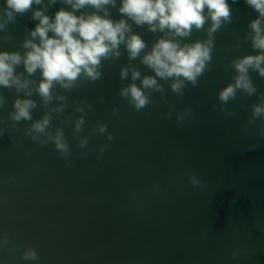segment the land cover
I'll list each match as a JSON object with an SVG mask.
<instances>
[{"label": "water", "instance_id": "1", "mask_svg": "<svg viewBox=\"0 0 264 264\" xmlns=\"http://www.w3.org/2000/svg\"><path fill=\"white\" fill-rule=\"evenodd\" d=\"M228 2L233 22L215 33L213 68L198 86L189 84L184 95L159 81L166 100L153 92L152 102L136 111L118 94L130 82L119 78L128 63L126 52L104 62L100 80L62 92L69 107L51 123L53 129H64L74 167L65 165L51 142L39 146L25 136L31 121L11 127L8 113L16 93L0 88L6 101L0 107L5 133L0 136V239L7 235L12 249L0 248V264H264V139L258 135L264 121L248 124L256 96L238 91L228 105L235 110L231 117L220 111L218 100L219 90L235 74L229 63L256 54L244 37L258 13L245 0ZM61 7L70 10L58 2L46 14L54 17ZM118 7L119 0L110 10L113 19L121 18ZM30 17L31 12L18 17L7 33H0V51L23 52L25 33L38 23ZM133 30L149 48L160 35L135 25ZM6 34L11 41L3 40ZM205 37L194 30L190 40ZM133 63L142 74H152L139 61ZM250 75L258 92H264V78ZM32 98L38 103L33 119H39L47 109ZM81 100L94 106L79 133L90 137L85 149L77 147L72 121L63 122L70 113L73 120L80 115L73 106ZM113 107L118 115H112ZM172 108H191L192 115L183 122L175 114L166 119ZM100 123L107 125L112 141L93 131ZM101 145H107L103 153ZM249 146L255 148L247 151ZM191 172L203 187L189 183ZM29 246L39 260L21 259Z\"/></svg>", "mask_w": 264, "mask_h": 264}, {"label": "clouds", "instance_id": "2", "mask_svg": "<svg viewBox=\"0 0 264 264\" xmlns=\"http://www.w3.org/2000/svg\"><path fill=\"white\" fill-rule=\"evenodd\" d=\"M58 2L70 6V10L61 7L54 17L46 14ZM236 2L232 0L233 4ZM245 4L258 13L249 22V31L244 37L256 54L236 57L229 63L228 67L235 74L231 82L219 90L218 100L220 111L225 117H231L235 110L228 105L237 98L238 91L247 97L256 96L257 102L249 106L248 124L254 125L257 120L264 121V92H258L250 75L255 72L264 78V0H245ZM116 7L117 0H47V3L45 0H4L0 6V33H7L18 17L29 12L30 18L38 21L20 43L23 52L0 51V88L14 89L16 93L8 113L13 122L11 127L15 129L21 121H31L24 129L25 136L39 146L51 142L67 167L75 166L70 159L69 141L64 129H53L51 123L69 107L68 97L62 92H71L85 81L100 80L104 62H115L126 52L128 63L121 66L119 78L130 82L121 87L118 94L136 111L152 102L153 92L160 93L166 100L164 86L159 81L169 83L171 92L182 96L189 84L198 86L199 78L212 70L215 33L233 22L228 0H119L121 18L113 19L110 10ZM133 25L160 35L149 48L142 35L133 30ZM194 30L204 31L206 37L190 40ZM11 39L10 35L3 36L6 42ZM134 61H139L152 74H142ZM20 66L24 71H17ZM37 73L39 78L33 79ZM34 95L39 98V106L47 109L39 119H33V110L38 107L37 100L32 98ZM53 101L57 103L50 107ZM5 102L0 95V107ZM216 107L212 105L213 110ZM91 110H94L93 104L81 100L73 106V113L80 115L73 120L70 113L63 121H72L73 136L80 149L89 144L90 137H80L79 133L84 130L85 117ZM173 114L178 122H183L192 115V109L176 112L172 108L165 113V118L171 119ZM112 115H118L117 108H112ZM93 131L104 134L108 141L113 140L106 124H98ZM4 134L0 129V136ZM258 135L264 139V124L260 125ZM106 147L101 145L99 152L103 153ZM254 148L249 146L247 151ZM87 156V152L81 153V159L86 160ZM188 180L193 187H203L195 172L189 173ZM8 245L9 238L5 235L0 239V248ZM8 250L12 251L10 247ZM232 257L236 259L238 253L233 252ZM21 259L37 261L39 255L29 246Z\"/></svg>", "mask_w": 264, "mask_h": 264}]
</instances>
